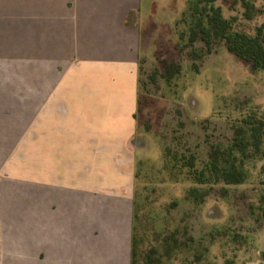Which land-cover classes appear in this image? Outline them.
Listing matches in <instances>:
<instances>
[{
	"label": "rangeland",
	"instance_id": "rangeland-1",
	"mask_svg": "<svg viewBox=\"0 0 264 264\" xmlns=\"http://www.w3.org/2000/svg\"><path fill=\"white\" fill-rule=\"evenodd\" d=\"M215 5L235 20L234 31L256 36L262 28L264 34V0H216ZM187 8L188 0H142L131 159L124 163L114 143H101L100 177H90L93 166L83 163L82 176L68 178L84 193L121 192L120 199L131 202L135 229L132 219L127 221L126 244L113 251L125 264L131 263L133 236L134 264H264V142L260 154L245 161L238 156L246 177L241 185L215 182L206 170L213 149L226 152L246 118L264 119V71L254 72L223 42L211 54L200 41L187 47L186 28L179 24ZM10 56L0 54V61ZM3 88L16 91L10 97L17 100L3 105L17 117L0 119L6 129L0 183L9 192L7 201L19 192L20 205L30 206V179L40 178L42 167V151L30 148V90ZM105 154H110L107 167ZM191 158L194 168L187 166ZM108 167L112 177H101ZM201 172L204 185L197 182ZM193 189L199 194L191 197Z\"/></svg>",
	"mask_w": 264,
	"mask_h": 264
},
{
	"label": "crops",
	"instance_id": "crops-1",
	"mask_svg": "<svg viewBox=\"0 0 264 264\" xmlns=\"http://www.w3.org/2000/svg\"><path fill=\"white\" fill-rule=\"evenodd\" d=\"M141 10L142 0H0V54L11 55L0 61V119L17 117L3 105L16 91L3 86L26 85L30 148L42 151L30 206L19 192L7 201L0 183V264H125L113 251L126 244L131 202L121 192L84 193L68 177H81L83 163L100 177L101 143L131 159ZM5 131L0 121V162Z\"/></svg>",
	"mask_w": 264,
	"mask_h": 264
},
{
	"label": "trees",
	"instance_id": "trees-1",
	"mask_svg": "<svg viewBox=\"0 0 264 264\" xmlns=\"http://www.w3.org/2000/svg\"><path fill=\"white\" fill-rule=\"evenodd\" d=\"M216 0H188L187 11L183 14L180 25H184L188 37L187 47L194 46L198 41L206 47L207 53L211 54L217 42H223L229 53L239 60L250 64L254 72L264 71V34L262 28L258 29L256 36L234 31V19H226L220 7L215 5ZM247 16L252 18L251 6L247 3ZM185 39L181 35V40ZM264 142V119L249 117L243 121V125L235 132L232 145L221 151L214 148L210 154V161L206 166L215 182H223L226 185H241L246 177L242 169L237 165L238 156L242 160L252 158L261 152ZM194 168L195 159L191 158L188 165ZM264 174V168H263ZM205 172L199 173L197 182L200 185L207 183ZM190 196L199 194L198 190L189 191ZM204 198V197H203ZM135 216H133V230ZM138 241H131V263L134 264V255Z\"/></svg>",
	"mask_w": 264,
	"mask_h": 264
}]
</instances>
